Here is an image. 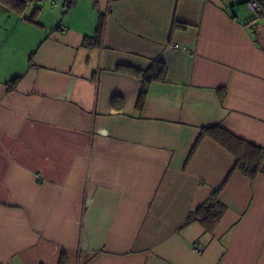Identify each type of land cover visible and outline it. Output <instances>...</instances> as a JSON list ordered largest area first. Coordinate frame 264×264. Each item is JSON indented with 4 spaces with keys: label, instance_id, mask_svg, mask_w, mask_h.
Here are the masks:
<instances>
[{
    "label": "crops",
    "instance_id": "obj_1",
    "mask_svg": "<svg viewBox=\"0 0 264 264\" xmlns=\"http://www.w3.org/2000/svg\"><path fill=\"white\" fill-rule=\"evenodd\" d=\"M66 1L29 0L19 62L0 43V264H264V170L231 173L202 134L264 148V16L251 0ZM154 61L164 79L142 93ZM220 186L212 232L186 223Z\"/></svg>",
    "mask_w": 264,
    "mask_h": 264
},
{
    "label": "trees",
    "instance_id": "obj_2",
    "mask_svg": "<svg viewBox=\"0 0 264 264\" xmlns=\"http://www.w3.org/2000/svg\"><path fill=\"white\" fill-rule=\"evenodd\" d=\"M1 1L7 4H12L13 6L18 7L17 9L24 8L28 2V0ZM65 4L67 6L70 5L71 0H67ZM253 12H255L256 16L253 17L252 21L255 20L256 17L264 16V0H260V9ZM176 22L177 21H174L175 25ZM95 38L96 37L85 38L82 45L86 47L93 46L95 44ZM165 72L166 67L164 63L159 61H154L149 69L138 70L137 74L144 79V83L141 88L142 93H144L149 82L154 80H163ZM19 79L20 76H14L5 84L9 89L14 88ZM142 93L138 98L137 105H140L138 102L142 100ZM120 105H122L120 97L114 95L111 98V106L118 109L120 108ZM202 134L209 135L219 145L227 149L234 156L235 163L231 169V173L236 170L241 172L246 177L253 179L260 172H262V170H264V148L242 140L219 126L204 128ZM221 186L215 189L196 211L188 215L186 223L197 222L205 229V232H212L226 211V206L222 204L218 198Z\"/></svg>",
    "mask_w": 264,
    "mask_h": 264
},
{
    "label": "rangeland",
    "instance_id": "obj_3",
    "mask_svg": "<svg viewBox=\"0 0 264 264\" xmlns=\"http://www.w3.org/2000/svg\"><path fill=\"white\" fill-rule=\"evenodd\" d=\"M242 5V4H240ZM35 3L29 6V0L24 8L17 9L18 7L12 4H0V43L7 40L6 45H2V53L4 55L3 62L7 64L10 57L16 58V63L21 60L23 56V49L21 40H12L17 35H24L29 37V25L24 22H17V19H29L31 11L34 9ZM256 14L252 12V17ZM9 44H12L9 49ZM27 54V53H26ZM26 56V55H25Z\"/></svg>",
    "mask_w": 264,
    "mask_h": 264
},
{
    "label": "built area",
    "instance_id": "obj_4",
    "mask_svg": "<svg viewBox=\"0 0 264 264\" xmlns=\"http://www.w3.org/2000/svg\"><path fill=\"white\" fill-rule=\"evenodd\" d=\"M74 0H71V2ZM250 7L253 11H258L260 9V0H251L250 1ZM174 47H177L176 45H174Z\"/></svg>",
    "mask_w": 264,
    "mask_h": 264
}]
</instances>
